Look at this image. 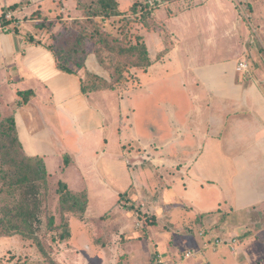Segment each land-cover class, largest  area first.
<instances>
[{
	"label": "crops",
	"instance_id": "obj_1",
	"mask_svg": "<svg viewBox=\"0 0 264 264\" xmlns=\"http://www.w3.org/2000/svg\"><path fill=\"white\" fill-rule=\"evenodd\" d=\"M23 1L0 0V103L13 105L25 154L43 159L53 177L48 156L63 159L59 171L70 172L76 183H68L70 189L86 190L89 196L84 217L70 216L71 238L59 245L58 263L152 264L160 256L166 264H264V88L255 84L245 89L238 77L246 50L232 0H194V7L180 10L174 5L171 11L161 6L156 12L161 29L141 32L156 61L147 72H137L138 85L131 88L128 82L117 90L87 94L81 79L87 73L104 77L96 57H88L85 73L86 68L78 76L67 74L58 70L47 47L1 27L4 9ZM79 2L31 0L26 10L48 17L66 16L70 10L78 16ZM117 2L126 11L131 0ZM148 80L182 92L188 106L171 103L167 112L172 130L156 136L157 143L139 145L117 135L110 155L124 158L127 175L117 188L111 174L99 171L97 154L83 148L89 130L79 127L75 117L115 91L120 96L125 91L153 93ZM28 91L33 94L25 102L19 92ZM124 121L113 114V122L97 127L121 133L128 129ZM125 144L146 148L150 155L116 152ZM142 158L155 166L159 177L144 168ZM121 194H128L126 205ZM94 198L100 213H95ZM140 230L141 235L135 233ZM234 237L238 242L233 246L213 243ZM28 248L20 237L0 238V251L32 250ZM188 252L194 255L186 258Z\"/></svg>",
	"mask_w": 264,
	"mask_h": 264
},
{
	"label": "rangeland",
	"instance_id": "obj_2",
	"mask_svg": "<svg viewBox=\"0 0 264 264\" xmlns=\"http://www.w3.org/2000/svg\"><path fill=\"white\" fill-rule=\"evenodd\" d=\"M97 1L98 0H80L77 8L81 10V14L78 16L72 15L71 11L69 10V15L66 16L64 12H62L56 17H42L41 15H34L33 12H27L26 8H29V6L25 8L23 6L20 7L22 9L21 11H15L14 20L11 27H17L18 31H20L21 33L20 35L25 37L26 40H29V38L33 36L37 41H40L47 46L56 47L59 46L58 41L62 36V33L65 32V28L67 30H73L75 21L85 20V18L83 17L85 10H83L82 7L91 6ZM158 1L159 0H131V3L128 7L129 12L125 14V18L122 16L105 20L104 29L108 33H110L112 37H114L118 41V43H120V41L124 43L128 41L132 44H135L137 41H139V39L141 40V36L139 34L141 29H153L156 27L161 29L159 24L158 26H156L158 19V17L156 16V12L161 8V6H165L166 11H171L170 7L181 10L184 7L191 8L196 6L194 0H175L174 2H168V0H162V2ZM202 1L204 2L206 0ZM50 2L53 3L52 1ZM232 3L234 4L237 11L238 21L242 26L240 36L242 40L241 42L245 46L246 50V53L244 54L245 56L243 57L242 61L248 62L250 68L246 72L238 73V77L242 81V86H244L243 88L245 89L255 84L262 85V87L264 88V0H232ZM57 5L61 9L64 8V5L62 3H57ZM133 5L136 6V14H134V12L132 11ZM174 5L180 6L179 8L178 6L175 8ZM12 13L13 12L10 11V15H12ZM127 19L133 20L131 25L126 26ZM41 26L42 28H40ZM5 30L7 29L5 28ZM126 31H128V35L125 34ZM125 36H128V39L126 41L123 40ZM167 51L161 53L162 57H165ZM104 55L105 57H109L107 53H105ZM90 56L96 57V55L94 54H91ZM109 62L110 60L107 59L106 63ZM102 68V75H104V77H107L106 80L108 85L116 88L119 84L118 77H110V72L105 69V66H102ZM86 70L88 69L86 68L82 73H85ZM134 72L135 70L131 73ZM128 77L130 79L129 82L132 83L131 88L138 85L135 81V74H129ZM86 80H88V78ZM146 85H152L151 87L154 88V92L148 95L147 92L135 93L132 91H125V95L120 96V94H117L115 91V95L111 94V96L107 99L100 97L99 102H97L95 107H91L90 105V108L87 109L88 112L80 111V113L75 117L76 121L80 120V123L78 125L79 127L80 124H84L89 130L90 139L87 140V144L85 142L84 145H82L83 148L90 149V151H92L94 154H97L99 171H101V174L103 176L111 174L113 177L112 180L114 179V181L117 182V188H122V182L126 181L127 175L125 173L126 171H124V169H126L124 158L118 161V158L116 156L110 155L113 152L112 142H114L115 139H117L119 136L122 140H129L130 138H133L137 143H139V145H141L140 143H145V141L153 143V140H155L156 136L159 137L160 135H162V133L164 135H168L172 130V122L167 112L171 108V103L178 104L180 107L188 106V98L182 92L175 93V91L173 90L166 89L163 86L165 85L164 83H156L151 80H148ZM155 85H158V87L155 88ZM5 103L6 102L4 100H2V103H0V117L11 114V110L13 109V105ZM113 114L115 116L117 115V118L123 117V123L125 122L124 120H126L128 128L127 130L123 129V131L120 130L121 133H118L110 128H104L101 131L97 127L99 122L104 123L105 126L106 123H109L111 121V119L113 122ZM83 118L86 120L83 121ZM114 122H116L115 119ZM115 124L120 125L119 123H114V125ZM147 135H151V137H147ZM96 140H98V142H96ZM105 140L108 141V145L105 144ZM155 142L157 143L159 142V140L157 139L155 140ZM91 144H94L95 146ZM125 145L121 148L119 147V151L115 149L117 146L113 147H115L114 149L116 150V152H119V154L125 151V153L128 154L134 152L136 155H150L149 150L146 148H141L133 144H129L126 146ZM123 147L125 150L122 149ZM150 150L154 151L153 145H151ZM67 159L71 160V157ZM62 161L63 159L61 160V158H59L58 156H48L47 162L49 164V171L50 173H52V175L55 176L58 181L70 184V182H73L70 172H66L63 174L61 173V171H59L60 163ZM141 161H146L144 163V168H149L154 172L155 175H157L158 177L160 176L158 171L155 172L153 170L155 166L151 162H147V160L143 158L141 159ZM73 184L76 183L73 182ZM56 185L57 182H54V180L52 182L50 181L48 191L45 192V196H42V200L45 201V208L43 209V213L41 215L45 224L43 226V232L44 230L46 231L47 228L46 223L47 218L49 217V213L54 212L53 209L56 208L58 203L57 197L55 198V191L57 188ZM126 195L128 194H121L120 201L125 202V204L123 205H126L127 202ZM98 201L96 198L93 199V207L95 209V213H100L99 208H101V205ZM150 201L153 202L152 199ZM106 203L110 204V207L111 205H113V201L108 200ZM43 232L40 234L43 235ZM142 232L143 230H140L136 231L135 233L141 235ZM51 235L53 236H48L50 241L53 237H57L55 233ZM24 242L27 243V248L30 247L28 249L32 250L17 251L16 253H14L13 250H10L8 252L7 250H2L0 251V254L1 252H4V254L0 258L1 261L2 259H4L7 262H14V264H30L31 262L50 264L49 260H47L46 258L43 259L41 254L38 252L36 244L34 242ZM2 264L4 263L2 262Z\"/></svg>",
	"mask_w": 264,
	"mask_h": 264
},
{
	"label": "trees",
	"instance_id": "obj_3",
	"mask_svg": "<svg viewBox=\"0 0 264 264\" xmlns=\"http://www.w3.org/2000/svg\"><path fill=\"white\" fill-rule=\"evenodd\" d=\"M169 1L174 2L175 0ZM158 2H162V0ZM30 3L31 0H24L5 8L1 17V27L4 30L6 28L7 32L21 34L17 27H11L14 14L15 11L22 10L20 7L24 6L25 8ZM82 8L85 10L83 15L85 20L75 21L73 30L65 28V32L62 33L58 41L59 46H47L37 41L33 36L29 40L24 38L31 44L47 47L53 53L56 66L61 72L78 76L86 68L88 57L94 54L100 64L110 72V77H118L119 84L114 88L108 85L106 77L87 73V77L81 79L83 94L118 89L130 81L129 74H135L136 80L138 71L147 72L153 66L156 57L152 55L141 32L142 30L156 32L158 27L141 29L139 33L141 40L139 39L135 44L126 41L128 36L123 39L126 43L122 41L118 43L104 29L105 20L122 16L125 18L129 8L126 11H121L117 0H98L95 4ZM135 8L136 6L133 5L134 14L137 13ZM10 11L13 12L12 15H10ZM33 13L48 17L40 10ZM132 22V19H127L126 26L131 25ZM158 23L157 19V25H155L158 26ZM125 34L128 35V31ZM105 53L109 57H105ZM161 58L162 55H158L157 61ZM107 59L110 60L109 63H106ZM134 70L135 72L131 73ZM87 78L88 80H86ZM32 94L31 91L19 92L25 102ZM0 118L2 120L0 121V238L17 236L24 241H32L36 244L43 259L49 260L50 264H59L56 260L59 254L58 250H60L59 245L71 238L70 216L84 217L89 205L88 192L86 190L74 192L67 183L58 181L48 173L43 159L27 156L19 140L14 115L9 114ZM53 180L57 182L55 198L57 197L58 203L53 209L54 212L49 213L47 228L43 232L45 224L41 215L45 208V201L42 200V196H45V192L49 189V183ZM42 232L43 235L40 234ZM53 233L57 237H53L50 241L48 236H53L51 235ZM233 239H237V237L230 241ZM158 261V256L152 258V264H159ZM30 264L44 263L31 262ZM164 264L166 263L164 262Z\"/></svg>",
	"mask_w": 264,
	"mask_h": 264
},
{
	"label": "built area",
	"instance_id": "obj_4",
	"mask_svg": "<svg viewBox=\"0 0 264 264\" xmlns=\"http://www.w3.org/2000/svg\"><path fill=\"white\" fill-rule=\"evenodd\" d=\"M9 17H10V16H9ZM247 70H249V64H248V62H246V61H241V62L239 63V65H238V67H237V72H238V73H243V72H246ZM236 242H237V239H233V240H231V241H227V240H224V239L218 238V239H216L213 243H214L216 246H220V245H224V244H230V245L233 246V244H236ZM193 255H194V252H188V253L185 255V257H186V258H189V257H191V256H193ZM158 259H159V261H158L159 264H164V262H163V260L161 259L160 256H158Z\"/></svg>",
	"mask_w": 264,
	"mask_h": 264
}]
</instances>
